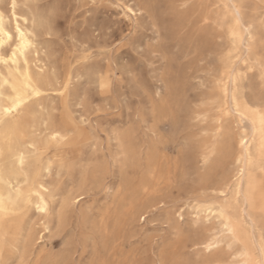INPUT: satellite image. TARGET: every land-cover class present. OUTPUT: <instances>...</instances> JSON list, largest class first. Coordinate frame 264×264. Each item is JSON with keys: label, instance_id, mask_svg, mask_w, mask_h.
Returning <instances> with one entry per match:
<instances>
[{"label": "rangeland", "instance_id": "rangeland-1", "mask_svg": "<svg viewBox=\"0 0 264 264\" xmlns=\"http://www.w3.org/2000/svg\"><path fill=\"white\" fill-rule=\"evenodd\" d=\"M236 1L245 15L264 18V0ZM28 2L39 18L43 64L59 74L76 69L68 114L85 132L71 170L53 172L50 185L56 209L79 194L84 199L66 209L60 234L50 222L30 264L40 250L43 264H96L104 248H121L138 264H208L216 251L225 257L236 251L239 244L219 222L195 207L213 202V191L233 174L221 137L208 162L197 155L215 133L212 84L229 46L225 34L219 37V20L222 15L225 29L232 9L219 10L211 0ZM122 3L134 10L135 21ZM255 36L264 54V30ZM256 86L252 80L251 92L246 84L243 93L260 97ZM44 103L58 120L60 100ZM159 160L154 187L149 182ZM210 239L217 245L206 251ZM65 248L69 257L56 263Z\"/></svg>", "mask_w": 264, "mask_h": 264}, {"label": "bare ground", "instance_id": "bare-ground-1", "mask_svg": "<svg viewBox=\"0 0 264 264\" xmlns=\"http://www.w3.org/2000/svg\"><path fill=\"white\" fill-rule=\"evenodd\" d=\"M28 1L0 0V12L4 13L0 24V264H30L33 247L43 234L51 232L50 222L60 234L66 209L84 199V194H79L61 202L57 209L52 201V173L58 176L62 170H71L85 132L68 114L76 69L59 74L43 64L36 41L39 18ZM176 1L185 4L191 0ZM211 1L219 10L232 9L233 14L225 29L220 15L219 37L225 34L228 38V61L221 57L212 84L211 105L218 111L215 133L198 148L197 155L203 164L208 162L218 151L216 139L221 137V149L233 174L213 191V202L196 203L195 207L205 218L216 219L239 244L226 257L222 251L210 254L208 264H264V225L259 223L264 214V129L260 122L264 115V54L255 36L256 31L264 30V18L252 12L245 15L236 0ZM20 7L24 10L19 11ZM119 7L135 21L130 6L122 3ZM17 25L23 39L16 32ZM252 80L260 97L249 99L243 89L247 84L251 92ZM53 97L62 106L56 121L44 103ZM233 136L235 148L231 149ZM159 170L160 160L149 182L154 187L161 179ZM203 244L210 251L217 242L210 239ZM68 257L65 248L54 261L61 263ZM45 259L40 250L33 264H43ZM96 264L138 263L128 260L121 248H104Z\"/></svg>", "mask_w": 264, "mask_h": 264}, {"label": "snow or ice", "instance_id": "snow-or-ice-1", "mask_svg": "<svg viewBox=\"0 0 264 264\" xmlns=\"http://www.w3.org/2000/svg\"><path fill=\"white\" fill-rule=\"evenodd\" d=\"M15 7H16V5H15V3L13 2V4H12V8L15 9ZM128 11L131 12L132 9L129 8ZM3 15H4V13L0 12V24H2V21H3ZM12 15H14V12L12 13ZM16 32L19 33L20 38L23 39L24 34H23L22 32H20L19 25H17V27H16ZM8 38H9V40L12 39L11 36H9ZM13 55H15V52L13 53ZM260 122H261V127H262V129H264V115H261V116H260ZM40 210L43 211L44 209L41 208Z\"/></svg>", "mask_w": 264, "mask_h": 264}]
</instances>
